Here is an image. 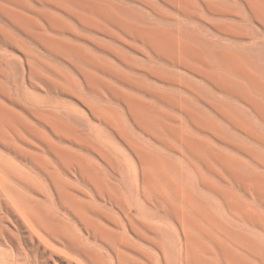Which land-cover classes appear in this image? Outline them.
<instances>
[{
    "label": "bare ground",
    "instance_id": "obj_1",
    "mask_svg": "<svg viewBox=\"0 0 264 264\" xmlns=\"http://www.w3.org/2000/svg\"><path fill=\"white\" fill-rule=\"evenodd\" d=\"M163 1L188 18L200 10L197 9L198 5L196 7L197 1L196 4L191 0ZM202 2L212 16L221 18L215 21L214 25L224 35H232L238 40L248 37L249 32L244 28L245 25L253 27L257 24L264 30V0H202ZM117 3L110 0H0L2 22L0 37L5 42L23 45L16 36L19 34L45 47L47 52L49 50L58 57L71 59L95 100L99 101L104 93L121 100L125 104L129 119L137 127L153 135L164 147L172 150L177 155L176 160L148 148L135 146L136 143L131 141L132 149L144 167L141 182L147 189L146 194L143 193L140 198L137 192L123 190L120 180L110 182L101 171H97L91 163L86 162L75 152L44 140L38 128L26 124L17 113L0 101V213L3 209H10L21 223L23 221L29 238L36 241L38 247L42 248L43 257L48 260L64 264H135L134 260L125 254L124 250L131 246L125 237L99 223L101 219L115 221L112 211L96 204L90 196L88 201L78 200L72 193L73 186L66 181L64 174L55 170L52 160L19 147L17 142L23 137L20 131H24L30 137L43 142L47 152L62 171L75 167L84 183L93 190L96 198L106 200L112 206L120 208L127 225L140 237L145 238L143 232L151 235L149 238L146 237L156 251V255L149 259L151 264H264L262 239L248 237L243 231L235 229L215 214L216 202H219L236 222L252 225L264 231V215L259 213V208H256L258 212L250 208V204V206L245 204V200L231 190V185H234L248 194L251 191L264 208V176L256 175L254 167H249L231 153L221 152L218 148L222 145L226 150L230 147L229 142L234 143L232 138L235 136L232 137L233 134L226 130L229 128L237 134H245V138L264 153V134L258 130L259 127L257 129L254 126L256 123L252 124L251 119L250 121L240 110V112L236 110L239 106L249 109L264 131L262 57L258 53L250 54L247 50H235L234 46L238 44L230 43L231 46L227 48L217 43L213 44V41L210 43L208 38H205L208 40L206 41L205 36H201L200 33L193 34V30L188 32L189 29L186 31L180 27L171 29L157 21L150 23L151 19L148 17L147 20L150 22L145 21L146 17L143 20L140 18L142 15L138 17L136 13H132V9H126ZM32 4H37L40 8L33 9ZM56 12L68 14V17L76 20L85 29L95 30L114 42L120 40L121 35L140 43L141 49L133 43L134 49L139 48L150 61L157 60L158 63L169 64L174 69L175 67L186 68L188 71L193 69L194 72H189L196 74L195 77L192 74L195 79L199 78L201 92L195 89L199 85L193 88L192 83L189 85L187 80H178L173 74L171 75L175 77L165 74L168 68L162 72V67L158 70L145 65L149 68L146 70L147 73L156 76V80H161L167 88L177 93L178 90L174 87H180L179 91L182 90L186 94L162 93L158 89L152 91L147 84L146 87L139 83L141 78L139 81L131 80L133 77L127 78L121 69L102 57L85 51L82 45L66 42L62 37L63 34L70 32L69 20L56 16ZM229 17L239 19L240 23L231 22ZM123 41L128 39L123 37ZM103 45L106 44L97 45L98 50L106 52L113 50V46H110V49ZM130 45L131 43L128 47L131 48ZM125 62H128L129 67L130 62ZM135 64L136 68L140 69L137 67L138 63ZM34 72L36 71H33V74ZM61 79L65 85L73 87V82L68 77ZM118 82L132 91H124L118 86ZM0 94H3L1 90ZM145 95L154 98L155 104L142 100ZM211 95H220L238 106H233L231 102L229 103L232 106L223 103L222 98L220 101L215 99L210 101ZM109 107L111 110V106ZM161 107L175 112L176 116L173 113H166L164 109L160 110ZM92 110L107 123L117 125L116 128L120 126L123 130V124L119 123L123 117H117L118 122L113 119L115 114L113 117L110 116V111L100 108ZM32 114L63 138L86 140L77 128L69 125L68 121L67 124L58 119L51 112L32 111ZM126 132L128 134V131L124 134ZM120 133L118 134L121 135ZM126 136L124 139H129ZM236 140L241 142L237 137ZM236 145L230 148L259 166L263 164L259 159L262 158L259 157L262 154L258 156V152L246 144ZM101 151L99 152L103 153ZM22 156L42 169L46 176L45 181L41 179L42 182L52 187L59 200V204L55 206L60 210H71L79 225L89 230L107 249L100 248V251H97L81 238L73 224L65 220L59 222L55 209L49 210L47 206L37 205L31 200L28 193H42L45 197L44 202H52L54 198L45 191L42 182L34 183L32 177L24 174ZM102 156L105 159V154ZM108 157L106 156V159ZM108 160H111L110 157ZM225 185H228L230 190ZM205 198H210L215 203ZM150 200L156 201L160 208L164 209L163 217L159 216L158 211L148 212L145 205L149 204ZM132 210L135 211L134 215L131 213ZM139 217H142L141 223L137 221ZM148 217L162 219L163 225L147 226ZM165 220H172L177 228ZM166 229L171 231L172 242L167 241ZM168 244H171L170 250H167Z\"/></svg>",
    "mask_w": 264,
    "mask_h": 264
},
{
    "label": "rangeland",
    "instance_id": "obj_2",
    "mask_svg": "<svg viewBox=\"0 0 264 264\" xmlns=\"http://www.w3.org/2000/svg\"><path fill=\"white\" fill-rule=\"evenodd\" d=\"M110 1H113L115 3H117L116 1H118L117 4L123 6L126 9L130 8L129 10L132 9L131 10L133 11L132 13H136L138 17H140L141 15L144 16V17L141 16L140 18L143 20L146 19L145 21H148L147 20L148 17L149 20L151 19L150 20L151 22L148 21L150 23H156L157 21V23L162 22L163 24H166V26H168L171 29L172 27L173 29L175 27H176L175 29L180 27L181 29L186 31L187 29H189L188 32H191V30H193L194 31L193 34H195V32L197 35L200 33L201 36L203 37L205 36L204 39L208 38L209 41L206 39L205 40L210 43L211 41H213V44L217 43L218 45L225 46L227 48L231 46L230 43L238 44L234 46L235 50H239V51L247 50V52H249L250 54L258 53L263 59L262 70L264 72V30L257 24L253 25L254 28L252 26L245 25L244 28L245 29L247 28L246 30L249 32L248 37H244L238 40L233 38L232 35H224L220 33L218 29H216V25H214V22L220 20L221 18L212 16L208 12V10L205 9V7L203 6L204 3L202 2V0H195V1L191 0L195 4L197 1L196 7L198 5L199 7H197V9L200 10L199 11L197 10L198 13L196 15H193L192 17L190 16L189 18L187 16H183L178 10H176V8L172 7L171 5H168L163 0H143L145 2H143L142 0L141 1L134 0L135 2L133 0H130L131 2L129 0H110ZM216 1H226V0H216ZM31 6L33 9L40 8V6H38L37 4H32ZM157 12H160V14H157ZM161 14L163 15L159 17V15ZM55 15L56 16L58 15V17L62 19L68 18L69 20L68 23L70 25V32L63 34L64 36L60 35V37L63 36L62 38H64L66 42L82 45L85 51L96 54L102 57L103 59H105L106 61H108L111 65L121 69V71L124 72V75L125 76L127 75L126 76L127 78L131 79L133 77V79H131L133 81L134 79L139 81L141 78V81L139 83L145 85L146 87L148 85L149 89L151 90L153 89L152 91L158 89V91H161L162 93L172 94L175 92L174 93L175 95L186 94L182 90L179 91L181 89L180 87H174L175 90H178L176 93V91L171 90V88H167V86L163 82H161V80L159 79L156 80L155 78L156 76L154 77L148 74L146 70L152 67L158 70L160 69L159 67H162L161 68L163 69L162 72L168 68L170 71L165 70L169 72L166 73L164 71L165 74L167 75L173 74L176 77H178L177 78L178 80H183V81L187 80L186 82L187 83L189 82L188 83L189 85H191L192 83L191 86L193 88L199 85L198 88L197 87L195 88L197 92L200 91V89L202 88V85L199 82L200 81L199 78L198 79L194 78L196 74L189 72V71L194 72L193 69H189V71L186 68H180V67H175L174 69L172 68L173 66L169 64L168 66L163 62L158 63L157 60L150 61L147 57H145L146 55L143 52H141L140 50L141 44L133 41L132 39L120 35L119 37L120 40L114 42V40H110L108 37L95 30L85 29V27L81 26L76 20L68 17V14L66 15V13L64 14L61 12H56ZM229 19L233 23L236 24L240 23V20L237 18L229 17ZM0 24H2V22H0ZM18 35L16 36L19 38L20 41H22L23 45H15L9 42H5L0 37V65L3 66V68L0 66V87L1 88L3 87L2 88L3 90L0 89L3 93L0 94V101L7 108L17 113V115H19V117L22 118L26 124L38 128L44 140L49 141L51 143L53 142L56 145H59L61 147L67 148L75 152L80 157L85 159L86 162L91 163L96 168L97 171H101L105 175V177L108 180H110V182L111 181L119 182L120 180V186L123 190H127V191L129 190L130 192H134V193L137 192L138 195L137 194L136 195L142 198V194L143 193L146 194V189H147L145 185L141 182L144 167L142 162L136 155V153L133 151L131 146L132 143L135 142L136 143V144L134 143L135 146L137 145L143 148H148L149 150L154 151L155 153L163 155L167 158L169 157L173 160H176L177 155L172 150L160 144L153 135H150L146 133L144 130L137 127L136 124L129 119L126 113L125 104L121 100L115 99L106 93H104L99 98V101L95 100L92 97V93L85 85L81 74L79 73V71L77 70L75 64L71 59L62 56L58 57V55L56 56L54 53H51L49 50L47 52L45 50L46 49L45 47L43 48V46H40L31 39L26 38L22 35L19 36ZM123 37L126 40L128 39V41H123ZM213 37H215V39ZM121 40L123 42H129V44L131 43L133 47L131 45L130 46L133 49L128 47L129 45L128 43H127L128 45H126V43H123ZM101 43L106 44L103 46L109 47L110 49H111L110 46H113L112 47L113 50L109 52L98 50L97 45H101ZM133 43H136L135 45L136 46L138 45L140 49L137 47L134 49ZM136 49H138V51H140L141 53L140 52L138 53ZM37 58L38 60L41 59V61L44 60L42 61L44 64H41L42 62H38ZM125 61H129L131 63V64L129 63V65L131 67L130 66L127 67L128 62ZM135 63H138L137 67H139L140 69L136 68ZM162 63L164 66L162 65ZM145 65H147L149 68ZM142 68L145 69L146 72ZM176 68L181 70L179 71ZM33 71L36 72H34L33 74ZM192 74H194L193 75L194 77H192ZM173 75H171L170 77H172ZM62 77H68L73 82V87L65 85V83L61 79ZM118 86L124 89V91L126 92H129L130 90L120 82H118ZM211 96L212 97L210 101L211 100L213 101L214 99L216 101L217 100L220 101L222 98L224 99L222 101L223 103L229 105L234 104L233 106H238L234 102L232 103L229 99L220 97V95L218 96L211 95ZM142 100L152 105L155 104L154 98H152L149 95L143 96ZM225 100L228 101L226 102ZM229 102H231V104ZM109 106H111V110L113 111L110 110ZM92 108L93 109L100 108L110 111L109 114H111L110 115L111 117H113L115 114V116L113 117L114 120L119 116H121V118L123 117L122 122H119L117 119L116 120L121 125L123 124L122 127L124 126L125 130L124 128H123L124 131L120 129L121 128L120 126L119 128H116L118 127L117 125H113V124L111 125L107 123L106 121H104V118L102 116L101 117L103 119L100 118V115L99 116L96 115L93 112ZM236 108L235 109L238 110V112L241 111V114H243V116L244 115L245 117L247 116L248 117V118L246 117L247 119L249 120L251 119L252 124L256 123L254 126L257 127V129L259 127L260 129L258 130H261L260 132L264 134V131L261 128V124L258 121H256L255 118H253L249 109L247 110L246 107L244 108L243 106H239ZM163 109L166 110L165 111L166 113L167 112H169L170 114L173 113V115L176 116L175 112H170L164 107L160 108V110ZM32 111H37L40 113H50V112L53 113L58 119L66 122L67 124L69 122V125L73 126L74 128H77V131H80V134H82V136L86 140L83 141L74 137H68V138L61 137L60 135L54 133L49 127L41 123L32 114ZM119 129L122 130L123 133ZM226 130H228L230 134H233L232 137L235 136L233 138L229 137L232 138L233 139L232 142H234V143L229 142L230 147H233L234 144L235 145L246 144L247 147L256 150L258 152V156L262 154L259 156V157L262 156V158L259 157L258 158L263 163L261 164L260 162V164L264 166V161H263L264 153L261 152L259 149L255 148L256 146H254V144L251 143L248 140V138H245L246 137L245 134L243 133L237 134L234 131L232 132V130L229 128H226ZM125 131H128V134L129 133L130 134L128 135L127 132L124 134ZM20 133L23 137L21 140H18L17 145L22 149H26L27 151H31L32 153L42 155L45 158L52 160L55 170L64 174L66 181L73 186L72 193L78 200L88 201L89 200L88 196H90L94 199V202L96 204L106 209H110L112 211V216L115 221L101 219L99 223L101 224V226L105 227L110 231L120 233L122 237H125L126 241L131 244L130 248H126L124 250L126 256L134 260L135 264H151L149 259L156 255L155 248L147 241L146 238V237L148 238L151 237V235L147 232H143L145 238L140 237L133 229H131L127 225L124 214L120 210V208L112 206L106 200L98 199L95 197L93 190L86 183H84L83 179L80 177L78 173V170L75 167H72L68 171H62L55 162V159L52 158L51 155L47 152L41 140L30 137L24 131H20ZM118 133H120L121 135H119ZM124 135L126 136V138L129 137V139L128 138H127L128 140L124 139L125 138ZM236 137L238 141L241 140L242 143L237 142ZM131 138L133 139L131 140ZM234 140L237 143H235ZM231 144L233 145L231 146ZM230 147H228V149L224 147L228 151L224 150L222 145H220V147L218 148L219 151L221 152L231 153L238 160L244 161L249 167H254V172L256 175L264 176L263 166L261 165L259 166V164L254 163V161H252L251 159H248L242 154L236 153ZM100 150H102L101 152L103 153H100L99 152ZM104 154H105V159L102 156ZM8 156L10 157L12 155H8ZM106 156L107 157L109 156L111 160H108L109 157L106 159ZM259 159L257 162H259ZM110 161L112 162L113 166ZM251 161L252 164H250ZM21 164L23 165L24 168L23 169L24 174L25 175L27 174L29 178L32 177L31 179H34L33 180L34 183L38 184L39 182L41 183L42 180L43 181L46 180V176L42 172V169L37 165H35L33 162H31L28 158L23 157V159L21 160ZM250 169L253 170V168ZM42 183H43L42 185L45 188V191H47V193L49 192L50 197L52 196V198H54V201H52L51 198L52 202H44L45 197L43 196L42 193H28V196L31 197V200L37 205L43 204L47 206L48 209L49 208H51L52 210L55 209L58 221L61 222L62 220H65L73 224L76 227L74 229L82 236L81 238L90 245H92L93 248L96 249L97 251H100V248H106L102 243L97 241V239L91 234L89 230H86L79 225L78 220L72 215L71 210L69 211L60 210L57 206H55L59 204V200L56 194L53 192L52 187L48 183L46 182H42ZM225 186L229 189L228 185ZM231 190L235 193H238L243 198V200H245V204L246 203L247 205L250 204L252 206L251 207L249 205L250 208L253 209L259 208L260 210L259 213H261V215L262 214L264 215V208L262 204L256 200V198L254 197L251 191H249L250 193L248 194V192L247 193L243 192L242 190H240V188H236V186L234 185H231ZM248 195H251L252 197ZM205 200L212 202L210 198H205ZM216 203L218 206V207L216 206V210H215L216 216L222 218L227 223H230V225H232V227H234L235 229L239 231H243L248 237L260 238L264 242V231H261L260 229L258 230V228L252 225H248V224L244 225L241 224L240 222H236V220L232 216H230L229 213L223 208L222 204H220L219 202ZM51 206H53V208ZM145 208L148 210L149 213L158 211L159 216L161 215L163 217L165 215L164 209L160 208L159 204L156 201L150 200L149 204L145 205ZM257 210L258 209H256V211ZM131 213L134 215L135 211L132 210ZM13 216L14 215L12 214L10 209H6V210L3 209L2 212L0 213V264H64V263H60L59 261H51L43 257L42 248L38 247L36 241H32L29 238L27 229L25 228V224L23 223V221L21 223L17 217L15 216L13 217ZM137 221L141 223L142 217H139ZM165 221L168 224L175 226L177 228V225L172 220H165ZM146 225L162 226L163 225L162 219H159L157 217L154 218L148 217L146 218ZM165 234L167 235L166 236L167 241L172 242L171 231L166 229ZM170 247L171 244H168L167 250H170ZM109 253L112 255L110 251Z\"/></svg>",
    "mask_w": 264,
    "mask_h": 264
}]
</instances>
